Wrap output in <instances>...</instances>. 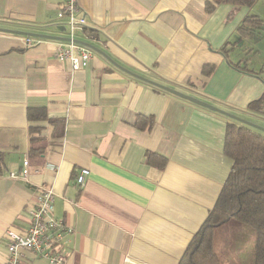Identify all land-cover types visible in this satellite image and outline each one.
Masks as SVG:
<instances>
[{"label": "crops", "instance_id": "crops-1", "mask_svg": "<svg viewBox=\"0 0 264 264\" xmlns=\"http://www.w3.org/2000/svg\"><path fill=\"white\" fill-rule=\"evenodd\" d=\"M64 1L0 0V264L7 228L29 227L45 186L72 228L64 264H179L234 161L224 152L229 116L164 87L264 133V109L248 108L264 94V35L238 32L249 15L264 22V0H79L88 22L80 38L94 49L75 71L55 57ZM28 36L50 40L27 46ZM30 107L63 120V133L29 120ZM26 158L28 179L10 177Z\"/></svg>", "mask_w": 264, "mask_h": 264}, {"label": "trees", "instance_id": "trees-1", "mask_svg": "<svg viewBox=\"0 0 264 264\" xmlns=\"http://www.w3.org/2000/svg\"><path fill=\"white\" fill-rule=\"evenodd\" d=\"M215 1L239 7L253 6L258 0ZM207 8L211 11L213 5L208 4ZM263 23L258 15H249L238 27V32L241 37L260 38L264 34L257 33V30ZM204 72H207V68ZM248 108L262 111L264 94L251 102ZM228 116L230 120L226 126L224 152L234 163L216 204L194 234L179 264H225V259L230 257L229 254L227 257L225 255L229 252L225 237L227 230L246 225L252 227L256 234L254 264H264V133ZM28 119L48 120L55 125V135L63 133L64 121L49 119L44 107H30Z\"/></svg>", "mask_w": 264, "mask_h": 264}, {"label": "built area", "instance_id": "built-area-1", "mask_svg": "<svg viewBox=\"0 0 264 264\" xmlns=\"http://www.w3.org/2000/svg\"><path fill=\"white\" fill-rule=\"evenodd\" d=\"M79 0H65L61 12L67 18L65 39L55 40V57L59 61H67L73 71L89 66L93 49L82 43L80 36L85 35L88 22L81 12ZM42 37L28 36L26 45L41 42ZM30 166L28 158L24 159L19 172H11L12 178L28 179ZM90 174L89 169H81L77 176V184L83 187ZM55 193L51 187H42L36 195V202L30 209V225L24 231L10 226L6 230L7 261L5 264H29L26 253L31 252L46 259L50 264H64L68 256L62 250L64 238L72 228L55 214Z\"/></svg>", "mask_w": 264, "mask_h": 264}, {"label": "rangeland", "instance_id": "rangeland-1", "mask_svg": "<svg viewBox=\"0 0 264 264\" xmlns=\"http://www.w3.org/2000/svg\"><path fill=\"white\" fill-rule=\"evenodd\" d=\"M259 124L261 123L259 122ZM227 231L225 237L231 255L225 259V264H254L255 230L246 225L241 228L230 227Z\"/></svg>", "mask_w": 264, "mask_h": 264}, {"label": "water", "instance_id": "water-1", "mask_svg": "<svg viewBox=\"0 0 264 264\" xmlns=\"http://www.w3.org/2000/svg\"><path fill=\"white\" fill-rule=\"evenodd\" d=\"M42 38H44V37H42ZM59 39H65V37H60V38H58V39H56V40H59ZM81 42L84 43V44H86V45L89 46L90 48L94 49V46H93L92 44L87 43V42H84V41H81ZM164 88H166V89H168L169 91H171V92H173V93H176V94H178V95H180V96H182V97H185V98H187V99H189V100H191V101H193V102H195V103H197V104H199V105H202V106H204V107H208V108H210V109H212V110H215V111L222 112V113H224V114H226V115L233 116V117H235V118H237V119H239V120H241V121H243V122H245V123H247V124H251L250 122H248V121H246V120H244V119H242V118H239V117H237V116H235V115H232L231 113H228V112H226V111H224V110L218 108L217 106H215V105H213V104H211V103H209V102H207V101H204V100H201V99H199V98H197V97H194V96H191V95H188V94L182 93V92H180V91H178V90H175V89H171V88H168V87H164ZM252 125H253V124H252Z\"/></svg>", "mask_w": 264, "mask_h": 264}]
</instances>
